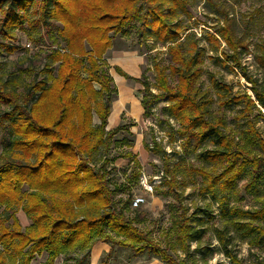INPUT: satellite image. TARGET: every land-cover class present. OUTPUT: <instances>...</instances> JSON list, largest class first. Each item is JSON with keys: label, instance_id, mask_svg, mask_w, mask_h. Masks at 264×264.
Listing matches in <instances>:
<instances>
[{"label": "trees", "instance_id": "1", "mask_svg": "<svg viewBox=\"0 0 264 264\" xmlns=\"http://www.w3.org/2000/svg\"><path fill=\"white\" fill-rule=\"evenodd\" d=\"M188 2L0 0L3 36L11 37L19 29L31 38V31L44 26L47 32L55 30L63 42L45 49L42 72L46 76L25 83L22 91L17 78L0 77V132H6L0 162V264H30L43 252L46 264H54L59 256L70 264H85L98 241L136 252L149 248L172 261L165 249L134 224L137 215H125L131 200L115 206L117 187L107 179L106 161L97 167L92 164L101 149L116 143L114 136L126 130L124 125L107 129L117 88L104 56L113 37L135 20L141 21L140 29L148 37L166 44L169 56L167 65H154L160 93L152 92L144 79L114 68L141 84L142 116H149L153 102L166 98V114L178 124L182 138L196 146L210 143L203 154L207 166L195 169L208 189L219 188L231 196L237 193L242 174L249 175L243 186L247 190L264 178V136L256 127L264 119V81L248 73L241 61L248 54L247 44L230 24H223L218 37L209 34L207 40L223 65L239 69L250 83L251 93L233 92L229 83L209 73L217 97V107L210 112L209 88L201 85L204 52L189 33L182 40V27L173 23L176 14L187 10ZM221 42L225 47L219 50ZM1 46L14 50L6 43ZM259 47L257 60L264 67V42ZM232 106L240 107L235 117L239 128L229 127L226 121V109ZM133 164L139 163L134 160ZM259 203L255 209L230 208L226 222L250 244L264 247V196ZM18 210L29 220L25 227L16 216ZM171 224L173 241L187 251L195 229L183 213L175 215ZM218 235L225 242L222 231Z\"/></svg>", "mask_w": 264, "mask_h": 264}, {"label": "rangeland", "instance_id": "2", "mask_svg": "<svg viewBox=\"0 0 264 264\" xmlns=\"http://www.w3.org/2000/svg\"><path fill=\"white\" fill-rule=\"evenodd\" d=\"M140 23V20L127 23L123 32L113 37L112 47L104 56L109 73L117 80L114 82L117 94L111 99L107 129L124 125L126 130L118 132L114 136L116 143L101 149L92 164L97 167L106 161L107 179L112 187H117L113 198L117 208L135 195L144 199L137 208H125V215L128 218L137 215L134 224L158 247L165 249L172 261L162 259L149 248L136 252L128 246L98 241L91 247L85 264H236L228 253L240 264H264V247L250 244L226 222L228 210L232 207L243 210L259 207V200L264 196V178L260 177L256 186L247 190L243 186L249 181V175L242 174L236 186L237 193L231 196L219 188L208 189L195 169L207 166L203 154L210 143L196 146L192 140L186 142L182 138L178 124L166 114V98L153 102L149 116L143 117L139 105L141 84L131 78L125 79L115 71L114 68L119 67L130 77L144 79L152 92L160 93L155 82L154 65L169 63L167 46L148 37L140 29ZM173 23L182 27L179 31L182 40L189 33V38L195 40L204 52L205 73L201 85L204 89L209 88L210 112L217 107V97L208 80L209 73L229 83L233 92L251 93L250 83L239 69L231 68L228 63L223 65L218 51H213L207 40L209 34L218 37L217 30L223 24H230L235 34L247 44L248 54L241 61L248 73L264 81V67L257 60L261 53L259 46L264 42V0H189L187 10L176 14ZM145 30L149 31V28ZM27 34L26 30L19 29H14L11 37L0 33V77L17 78L21 82L19 91L25 83L46 76L42 72L46 63L45 49L63 45L55 30L47 32L44 26L31 31V38ZM4 43L14 50L8 51L1 46ZM224 47L221 42L219 50ZM239 108L226 109L229 127H240L235 118ZM97 122L94 116V123ZM256 127L264 136V119H259ZM5 135L6 132H0V162ZM126 152L131 155L123 156ZM134 160L139 164L134 165ZM262 174L264 168H261ZM179 213L185 214L195 229V239L188 240L187 251H183L172 238L171 220ZM16 216L22 227L29 223L21 210ZM219 231H222L225 242L219 239ZM45 260L43 252L30 264H46ZM54 264L70 263L59 256Z\"/></svg>", "mask_w": 264, "mask_h": 264}, {"label": "built area", "instance_id": "3", "mask_svg": "<svg viewBox=\"0 0 264 264\" xmlns=\"http://www.w3.org/2000/svg\"><path fill=\"white\" fill-rule=\"evenodd\" d=\"M144 199L140 196H133V198L131 199V207L132 208H137L138 206H140L143 203Z\"/></svg>", "mask_w": 264, "mask_h": 264}, {"label": "crops", "instance_id": "4", "mask_svg": "<svg viewBox=\"0 0 264 264\" xmlns=\"http://www.w3.org/2000/svg\"><path fill=\"white\" fill-rule=\"evenodd\" d=\"M126 73V72H125ZM119 75V74H118ZM112 76V75H111ZM121 76V75H120ZM123 77V76H122ZM124 78V77H123ZM117 79H118V77H117ZM126 79V78H125ZM113 80H114V82H117V80L115 79V77H113ZM140 105V104H139Z\"/></svg>", "mask_w": 264, "mask_h": 264}]
</instances>
